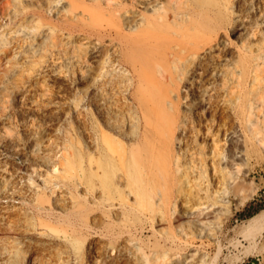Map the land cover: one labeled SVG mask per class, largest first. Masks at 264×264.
Returning a JSON list of instances; mask_svg holds the SVG:
<instances>
[{
	"label": "bare ground",
	"instance_id": "6f19581e",
	"mask_svg": "<svg viewBox=\"0 0 264 264\" xmlns=\"http://www.w3.org/2000/svg\"><path fill=\"white\" fill-rule=\"evenodd\" d=\"M220 1V6H216L209 0H167L166 4L161 0H135L142 11L136 12L139 20L134 34L124 33L121 23L65 32L67 41L61 43V68L63 74H66V67L73 70V81L70 83L61 76L57 83L62 102L52 110L28 101L23 110V113L38 112L42 123L51 125L32 132V128L22 121L26 136L33 133L31 145L22 143V146L26 145L24 147L20 146L21 139L13 133L7 130H4L7 135L0 133V146L23 159L20 162L23 167L19 169L18 166L19 170L7 187L4 186L0 199V232L8 234L7 238L0 236V264H72L73 253L82 247L80 236L64 232L63 241L48 239L45 237L48 229H57L40 218V210L44 207L64 210L69 203L71 210L64 219L78 218L91 226H99L96 234L110 233L115 239L106 244L112 254L122 251L127 255L133 249L122 240L120 228L124 220L144 215L153 223L158 220V233L167 229L172 245L183 240V246L190 252L181 256L179 251L184 247H167L155 236L149 246L146 244L150 256L139 249L146 264H188L187 259L192 261L190 264L206 263L207 253L193 245L196 234L207 232L201 217L209 212L206 213L202 206L209 208V203L216 204L217 200L209 187L208 172L212 173L215 183L222 181V164L229 166L235 158L233 153L224 155L222 138H230V144L235 145L237 137L236 91L229 89L228 85L224 87L222 80L227 76L238 78L239 83L245 84L243 93L248 108L251 96L256 92L260 60L264 59V50L255 53L261 48L251 43L258 39L255 33L239 47L226 48L223 32L232 21H240L241 17L233 16L229 11L232 0ZM260 1L264 5V0ZM69 4L72 8L80 6L75 0H69ZM82 12L93 17L85 9ZM108 13L119 16L120 7ZM42 25L39 22L36 27ZM191 28H203L202 36L190 33V38L179 39L186 29ZM159 32L172 34L173 45L162 44ZM92 33L123 44L103 47L96 53L90 42L76 45ZM69 45L73 46V57H82L86 62L80 78H76L73 62L68 65L65 62L69 58ZM119 53L136 59L140 67L132 65L128 69L117 58ZM239 55H243L247 62L242 68L233 65L230 70H222L216 66L222 56L227 62ZM87 60L96 62V66H91ZM207 72V84H197ZM76 83L87 86L81 90L74 85ZM195 88L198 91L196 103L183 102L185 110H180L181 100L187 98L185 91ZM71 90L75 94L71 99L74 110L69 98L64 99ZM149 90L161 95L158 105L153 108L148 106L146 99ZM11 96L16 104L17 100H27L28 90L16 88ZM83 99L93 104L101 126L107 131L94 127L91 122L89 124L80 106ZM162 108L166 113L162 115L160 112L155 120L154 113L157 117L156 112ZM75 113L77 118L73 123L70 118ZM63 118L67 120L66 127L60 126ZM112 133L132 143H123ZM78 136L84 139L81 146ZM200 138L210 143L200 145ZM249 138L248 134L246 140ZM30 158L39 167L32 166ZM189 162L192 166L188 165ZM36 179L44 180V187L40 188ZM202 181L206 182L205 186ZM16 194L21 196L20 201L15 202ZM179 199L181 204L194 199L198 211L191 217L192 208L188 207L184 213L187 219L181 220L177 228L172 222L178 217L175 208ZM172 204L174 212L167 219L164 208ZM57 220L58 226L62 227L60 220L63 218L58 215ZM185 221L187 225H184ZM164 222H167L166 227ZM39 233L41 236L36 237ZM89 250L102 255L106 247L103 242L92 240ZM170 251H174L177 258L174 262Z\"/></svg>",
	"mask_w": 264,
	"mask_h": 264
},
{
	"label": "rangeland",
	"instance_id": "374dc122",
	"mask_svg": "<svg viewBox=\"0 0 264 264\" xmlns=\"http://www.w3.org/2000/svg\"><path fill=\"white\" fill-rule=\"evenodd\" d=\"M75 1L80 2V6L72 8L69 0H0V133L7 135L4 130L13 133L21 139L20 146H22V143L30 146L33 141V133L29 137L24 133L22 121L32 128V132L41 131L45 125H51L50 123L43 124L41 114L36 111L31 110L23 113L25 104H29L28 101H35L46 108L52 109L62 102L57 87L61 76L67 78L70 83L73 81V70L66 67V74H63L62 71L64 70L61 68L63 59L61 43L67 41L65 34L67 30L77 28L99 29L106 27L107 24L121 23L124 33L130 35L136 32L139 20L136 12L142 10L135 0ZM209 1L216 6H220V0ZM115 2H120V4ZM161 2L166 4L167 0H161ZM261 2L260 0H232V8L229 11L233 16L239 15L241 20L232 21L224 30L223 37L226 38V44H224L226 48L239 47L242 43H246L249 35L255 33L258 39L252 40L251 43L261 48L255 53L264 50V5ZM119 7L121 11L119 16L108 13L109 10ZM83 9L91 13L93 17L83 13ZM116 12L118 13L117 10ZM39 22L43 25L37 28L36 24ZM75 23L77 25L74 26ZM115 28H118V26ZM202 32L203 28L186 29L179 36V39L186 40L190 38V33L202 36L200 34ZM159 33L162 44L166 46L173 45L172 34L170 36L166 32ZM83 42L85 45L90 42L95 53L103 47L121 46L123 44L116 40V42H120L117 44L111 38H103L96 33H92L90 37H85L80 42H76V45L78 46ZM72 48L73 46L69 45V58L65 59V62L67 65L73 62V67L77 70L74 71L76 78H80L81 73L86 68V62L82 57H73ZM224 57L222 56L219 58L220 61H216V66L222 70H230L233 65L242 68L247 64L243 55L236 56L231 60L228 59L227 62ZM245 57L246 59L249 58L248 56ZM117 58L128 69L132 65L140 67L136 59L133 60V58L131 59L124 54L121 56L119 53ZM87 61L91 63L89 60ZM39 65H41L39 69H35ZM90 65L95 67L96 62H92ZM259 67L258 79L255 82L256 92L251 96V106L248 108L245 106L246 97L243 93L245 84L239 83L238 78L232 79L227 76L222 80L225 83L224 87L228 85L229 89L236 91L234 114L237 137L235 145L230 144V138H222L224 155L233 153L235 156L233 163L229 166L222 164V181L215 183L212 173L208 172V178L211 181L209 187L211 192H215L217 200L216 204L211 201L209 208L205 205L202 206L206 213L209 212L208 215L205 214L201 217L205 221L207 232L204 235L196 234L193 245L207 253L205 264H264V59L260 60ZM208 72L203 75L197 84H207ZM74 85H78V89L81 90H84L87 86L83 83ZM16 88L21 91L28 90L27 100H17L16 104L12 102V91ZM196 93H198L196 88L185 91L187 98L181 100L180 110H185L183 102L196 103V100H198ZM73 96H75L74 90H71L69 95L64 98L66 100L69 98L72 103V105L70 104L72 110H74L71 100ZM160 96L156 91L149 90L146 98L148 106L153 108L158 105ZM64 99L63 101H65ZM80 106L85 117L89 120V124L91 122L94 127L105 129L101 126L100 117L93 104L83 99ZM160 112H162V115L166 113L163 108L157 111V117H155V113L153 115L155 120ZM76 115L75 113L70 118L73 123L76 122ZM193 120L196 121V118L194 117ZM66 122L67 120L65 121L64 118L61 119L60 126L66 127ZM105 131L107 130L105 129ZM248 134L250 138L246 140ZM112 135L123 143L128 145L132 143L129 139L121 138L114 133ZM78 138L81 146L84 139L81 136H78ZM0 143H2L1 139ZM198 143L207 145L210 141L206 140L204 142L200 138ZM87 151L91 153V150L88 149ZM22 160L21 156L9 153L0 146V199L9 182L15 177L16 171L23 167L20 164ZM29 161L32 166L39 167L31 158ZM188 165L192 166L190 162ZM45 169L43 170L45 171ZM36 182L40 188L44 187V180L36 179ZM205 184L206 182L202 181V186H205ZM20 200L21 196L16 194L15 202ZM193 201L194 199H189L188 202L190 203L184 202L181 204L182 201L177 200L175 209L178 217H175L172 222L174 227L178 228L180 221L184 218L187 219L184 213L190 206L193 212L191 217H194V212L198 211V208ZM202 201H204V197ZM164 209L165 215L169 219L174 212L173 204ZM70 210L71 203L64 210L51 209L46 206L40 210V218L49 221L58 230L48 229L49 233L45 235L48 239L56 242L63 241L64 232L80 236L78 238L82 243V247H78L76 252L73 253L72 264H110V261H112L111 264H146L145 257L139 252V249L145 251L146 256H150L151 251L146 247V244L149 243V246L154 241L155 236L160 239V243H165L167 247L172 245L171 234L167 233V229L158 233L157 219L153 223L148 217L139 215L124 220L120 228L122 240L127 242L133 249H130L127 255L124 252L123 254L122 251L121 253L117 251V253L112 254L106 243H110L115 238L110 233L107 235L97 233L99 234L97 235L96 232L100 230L99 226H91V223H85L81 219L72 218L66 221L64 217ZM35 212L38 213V210L35 209ZM58 215L63 218V220H60L62 227L58 226L60 224L57 220ZM196 221L194 219V222ZM187 223L185 221L184 225H187ZM193 224L195 225V223ZM166 225L167 222H164V227ZM40 234H36V237L41 236ZM117 235L118 233L115 231V236ZM0 236L7 238L8 234L0 232ZM92 240L97 243L103 242L106 251L102 255L89 250V243ZM182 241L172 245L174 248L184 247L183 250L179 251L181 256L190 253L189 248L183 246ZM115 246L119 248L117 243ZM173 252L170 253V258L174 262L177 258ZM187 261L188 264L192 262L190 259H187Z\"/></svg>",
	"mask_w": 264,
	"mask_h": 264
}]
</instances>
